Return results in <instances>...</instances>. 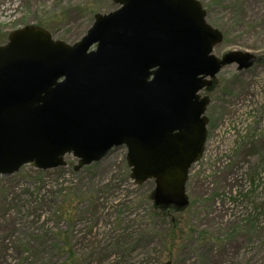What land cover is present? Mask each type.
<instances>
[{"label":"rangeland","instance_id":"obj_1","mask_svg":"<svg viewBox=\"0 0 264 264\" xmlns=\"http://www.w3.org/2000/svg\"><path fill=\"white\" fill-rule=\"evenodd\" d=\"M197 1L223 35L215 57H264V0ZM117 8L112 0H0V45L28 25L72 45L95 13ZM200 96L210 102L207 140L189 171L185 210L155 208L154 183L132 181L125 147L77 171L72 155L56 169L25 165L0 176V264H264V62L224 67Z\"/></svg>","mask_w":264,"mask_h":264},{"label":"water","instance_id":"obj_2","mask_svg":"<svg viewBox=\"0 0 264 264\" xmlns=\"http://www.w3.org/2000/svg\"><path fill=\"white\" fill-rule=\"evenodd\" d=\"M76 43L26 26L0 45V176L25 165L75 170L125 147L130 178L151 180L157 209L188 206L189 171L204 151L215 77L264 57H215L222 33L197 0H112Z\"/></svg>","mask_w":264,"mask_h":264},{"label":"trees","instance_id":"obj_3","mask_svg":"<svg viewBox=\"0 0 264 264\" xmlns=\"http://www.w3.org/2000/svg\"><path fill=\"white\" fill-rule=\"evenodd\" d=\"M218 4H219V3H218ZM227 8H228V9H231V8H232V3H231V4H228V5H227ZM92 10L95 11V12H97L98 9H92ZM95 15H97V13H95ZM95 15H94V16H95ZM231 20H232V19H231ZM234 21H235V20H234ZM235 24H236V23H235ZM162 212H163V211H162Z\"/></svg>","mask_w":264,"mask_h":264},{"label":"built area","instance_id":"obj_4","mask_svg":"<svg viewBox=\"0 0 264 264\" xmlns=\"http://www.w3.org/2000/svg\"><path fill=\"white\" fill-rule=\"evenodd\" d=\"M222 162H226L225 159H223Z\"/></svg>","mask_w":264,"mask_h":264}]
</instances>
